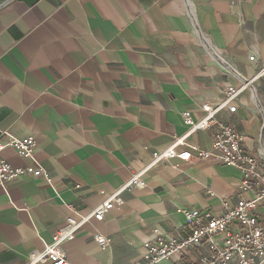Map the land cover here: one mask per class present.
Listing matches in <instances>:
<instances>
[{
  "label": "crops",
  "instance_id": "0c3cea01",
  "mask_svg": "<svg viewBox=\"0 0 264 264\" xmlns=\"http://www.w3.org/2000/svg\"><path fill=\"white\" fill-rule=\"evenodd\" d=\"M263 64L264 0H0V136H33L51 178L0 183V264H25L178 139L179 151H212L215 128L188 134L182 114L201 118L229 85L242 88L237 110L217 119L264 159ZM0 158L31 163L11 147ZM241 181L233 165L163 160L66 243L69 264H137L155 229L186 235L185 210L221 211L245 196Z\"/></svg>",
  "mask_w": 264,
  "mask_h": 264
},
{
  "label": "built area",
  "instance_id": "2783aa9c",
  "mask_svg": "<svg viewBox=\"0 0 264 264\" xmlns=\"http://www.w3.org/2000/svg\"><path fill=\"white\" fill-rule=\"evenodd\" d=\"M254 60L255 57H250ZM264 74V64L260 69ZM250 81H246L247 87ZM242 88L228 86L225 96L217 104L204 103L203 116L193 117L184 111L182 116L188 127V134L215 128L213 150L199 148L179 151L183 139H178L163 151L152 154V159L134 171L131 178L97 207L78 217L70 216L65 225L54 235L51 243L43 249H32L25 264H69L66 243L73 241L87 229L93 220L102 222L109 211L124 203L122 193L142 183L143 175L159 162L175 157L183 161L208 159L218 164L233 165L241 169V192L245 194L236 203L225 200L221 211L192 208L184 211L186 235H169L155 229V236L144 243L143 260L137 264H162L172 257H188L186 264H264V219L259 206L264 202V159L246 151L245 136L227 124L219 123L217 114L227 108L233 113L237 110L231 102L238 98ZM37 141L33 136L17 138L8 132L0 136V151L11 147L30 159L25 166H14L0 158V183L6 185L24 176L44 177L51 182L47 171L34 157ZM95 241L102 249L111 245V238L95 232Z\"/></svg>",
  "mask_w": 264,
  "mask_h": 264
}]
</instances>
